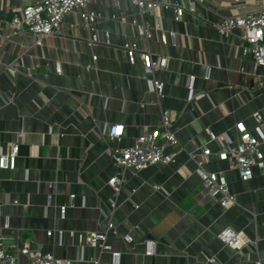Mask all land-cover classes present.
Returning a JSON list of instances; mask_svg holds the SVG:
<instances>
[{
  "label": "crops",
  "instance_id": "1",
  "mask_svg": "<svg viewBox=\"0 0 264 264\" xmlns=\"http://www.w3.org/2000/svg\"><path fill=\"white\" fill-rule=\"evenodd\" d=\"M36 1L0 0V153L20 145L17 166L0 167V231L7 243L74 264L264 263V167L244 182L217 155L238 143V123L253 129V114L264 117V66L255 69L241 29L226 36L214 25L256 3L197 0L196 12L177 20L173 9L149 15L129 0H99L89 5L100 15L93 29L75 11L64 20V35L38 45L35 34L10 26L15 11ZM105 32L110 45H89L93 33ZM125 41L157 59L167 56L166 67L149 73L140 58L131 63ZM153 77L165 84L162 97L153 91ZM163 110L174 117L178 144L168 152H178L176 161L125 171L117 192L110 183L119 170L111 153L117 143L107 132L124 125L120 144L132 145L162 123ZM208 128L225 140H211ZM205 145L214 153L205 168L225 172L237 206L226 209L204 190L189 152ZM61 205L68 207L64 218ZM110 222L108 242L121 253L118 263L71 234ZM227 227L251 238L244 255L218 237Z\"/></svg>",
  "mask_w": 264,
  "mask_h": 264
},
{
  "label": "built area",
  "instance_id": "2",
  "mask_svg": "<svg viewBox=\"0 0 264 264\" xmlns=\"http://www.w3.org/2000/svg\"><path fill=\"white\" fill-rule=\"evenodd\" d=\"M99 0H37L28 4L22 9L15 11L10 26L14 33L32 32L36 36V44L42 45L44 39L49 35H64L63 24L65 18L72 12L79 11L84 24L88 28L94 27L99 20V14L90 10L89 5ZM116 5H120L122 0H112ZM134 3L142 13L154 15L158 8L173 9L175 18L181 20L186 13L196 12L197 0H129ZM229 5H239L243 3L255 2L254 6L245 13L222 17L214 23L215 27L223 35L230 36L235 30L241 29L242 39L246 42L245 51L254 58L255 69L264 66V0H222ZM123 21L126 17H121ZM142 31L147 37H151V31L145 25ZM5 44V39L0 37V47ZM98 44L110 45V33L105 32L103 37L93 33L89 39V45ZM127 52L131 63H135L140 58L147 72L153 73L156 69H164L168 62V57L163 56L158 59L150 51L140 49L137 45L125 41L122 44ZM97 60V55L93 56ZM8 66V65H7ZM6 66V67H7ZM57 70L60 72V64L57 63ZM154 92L158 97L164 95L165 84L152 78ZM143 106L146 104L143 103ZM256 122L253 129H249L244 122L236 125L238 143L227 145L225 149L217 153L222 161H227L230 168L237 171L239 178L250 181L254 177L255 168L264 167V117L261 112L253 114ZM124 125H112L107 132L111 141L117 145L111 148L113 160L118 167V172L110 180L117 192L121 189L122 176L127 170L135 172L143 171L153 165L170 164L176 161L178 152H168L169 147L178 144L176 131L174 130V117L171 111L163 110L162 123L152 131L146 130L138 137L134 144L122 146L120 143L124 135ZM211 140H225L224 135H217L211 129H207ZM20 152L19 143H14L7 153H0V167L14 169L17 166V159ZM214 155L208 146L189 152V156L197 165L196 173L202 180V186L206 193L224 208L228 209L238 205V197L229 186V181L225 172L208 171L205 166L211 161ZM158 189L159 186L155 185ZM74 199L75 195H71ZM67 206L61 205V217L64 218ZM115 228V224L110 222L103 230L95 231H72L81 243L90 247H96L101 251H108L113 256V262L118 263L121 253L113 251L108 242L109 231ZM49 236L53 231L48 232ZM218 237L225 245L233 249L240 255L245 254V250L251 244V238L243 231H237L232 227H227L221 231ZM150 248L147 254L154 253ZM0 263L1 264H74L71 259L56 257L53 253H45L39 248L28 245L8 244L2 231H0ZM95 264H110L108 261L96 259ZM255 264H264L257 261Z\"/></svg>",
  "mask_w": 264,
  "mask_h": 264
}]
</instances>
